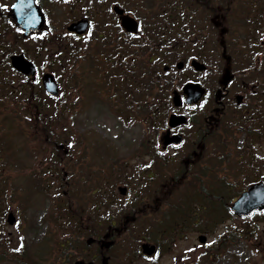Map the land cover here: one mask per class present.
<instances>
[{
    "label": "rangeland",
    "instance_id": "obj_1",
    "mask_svg": "<svg viewBox=\"0 0 264 264\" xmlns=\"http://www.w3.org/2000/svg\"><path fill=\"white\" fill-rule=\"evenodd\" d=\"M108 1L111 2V5L117 3L123 9H127V11L138 20L148 21V24L152 23V27L156 26L158 18L161 19L162 27L166 29L161 35L163 39L170 36L169 33L174 34L170 41L164 39L163 45L158 47L160 48L159 52L162 54V57L167 56V60L165 59V61L170 69L169 72H167L168 79H173L172 86L168 82H161L163 85L166 83L164 86L167 88L168 86L171 87V89L168 88V91L166 92L168 93L167 99L169 102H166L167 99H165L163 100V102L165 101V104L162 103L161 105V103L155 99V95L158 96V94H155L157 92L154 91V88L157 89L156 83L151 73L148 72V68L144 67L142 72L144 78L147 79L148 86L154 88L150 91L138 93L139 95H136L131 89L142 88L138 85L141 79L136 82V86L128 84L127 86H129L130 89H128L127 92L123 90L124 94H127V102H123L125 99H119L117 103L112 100L113 103H115L114 105H117L112 108L109 105L110 97L107 93L105 96L104 92H114L115 90L113 87H116V84H119L117 80L123 81L122 78H124V75H119L115 72L107 73V71L110 70L111 67L114 68L117 65H121L127 69L128 65L127 63H124L126 55H122L120 59H118L117 56H114L113 54H111V56L106 54L99 58L104 62V64H101L102 68L105 69L104 73L106 75H104V78L106 81H109V75L116 78V81H112V85L108 82L110 85L108 86L109 90L101 89L97 92L96 82L94 80L96 77H91L89 74L85 76V78L79 77L80 80L78 84L70 82L63 76L59 77L61 83L58 82V84L61 90V98L59 99L58 111L61 112L62 117L58 123L54 125L53 132L57 135L54 144L46 142V139L42 138V136L34 140L35 136L31 131L32 127L25 123L26 118L19 113H17V115L13 114L9 108L5 109V111L11 113L9 116L14 119L15 125H20L22 127L19 128V130H21V132L24 133V136L29 140L27 148L32 152L35 151L40 155L42 154L40 157L41 159L34 158L30 162L37 163L44 159L45 162L48 161L51 163L53 160H51L49 156H52L53 154L58 156L56 158L58 161L57 167L60 169L61 173L59 179L63 175L67 178L65 182L62 183L63 187L57 190L55 188V185L57 184L53 183L51 186L50 181H48L50 186L48 190L49 195H58L56 191H63L64 193H67L68 191L75 192L79 187L84 189L81 203L85 210L81 209V212L87 221V223L84 222L85 233L78 236L68 232L66 234H61L64 238L73 237L79 241L82 239L83 245H79L81 250L79 252H76L74 249L70 250L72 254L70 255L71 260H67V262L63 256H60V248L57 247L55 243H52L57 239V237H53L48 247L49 249L53 247L54 250H48V255L45 257V264H73L72 262L79 258L91 260L92 257L96 259L97 263L100 261L98 246L94 244L87 246L85 244V240L88 237H100L104 234L107 228V225H105V222L103 221L105 215L102 211L97 212L94 210V203L97 206V198L99 197V206L101 210H103L104 205H102V197H107L109 201H115V204L113 206L111 204L110 207V210L114 211V213L112 212V215L116 217L115 225L119 226L122 221L125 220L126 217L124 215L127 211H124L121 215L118 214V209L123 203L130 199L134 193L138 192L139 188L137 186L143 182L144 178L136 176L133 167L138 162L147 163L149 160L147 156V147L154 144L153 141L157 134L160 135L163 133L162 129L164 128V124H161L160 122L163 120L162 117L157 118L156 116V119L155 117L152 118L149 112L154 111L157 114L159 111H162L164 115L165 113L168 115V113L173 110L171 109L167 111L168 108H166L172 100L173 92L176 91L181 94L184 81L186 79H193V77L197 75L193 73L189 66L188 61L190 58L195 57L199 61L203 60L210 62L212 64V69H217V65L214 64L219 63L220 68L217 72L220 76L221 68L224 65V61H222L221 58L222 50L218 36L220 30L215 27L213 28L210 18L208 17L210 15L204 10L203 6L196 4L193 0H179L180 3L178 0H176V2L174 0H144V6H146V2L148 4L151 3V1L154 3V5H147L146 8H137L138 0H104V4ZM248 1L249 0H244V2L241 3L243 7L241 22L239 20L230 21V29L225 35L228 53L234 56V58H237V64L242 63V59L245 60L248 58L250 49L254 52L252 48H250L251 36L254 35V38H258L256 37V34H254V31L259 28L261 29L260 25L263 23L258 11L249 12L246 20L244 19L243 11H247L249 5ZM252 1L253 3H258V0ZM11 2V0H2L3 5H6V7H1L0 11L6 10V8L11 5ZM42 2L46 5L45 10L51 15L52 24L57 28H60L67 23L68 21L64 23V20L69 19L70 16L77 18L82 12L81 10L68 12L66 9L63 10L58 4L52 5L47 1L45 2V0H42ZM111 5L108 7L109 10ZM217 5L223 8L225 6L220 4ZM214 12H217V9ZM223 13L226 16L225 23L228 29L229 16L224 9ZM197 14L200 17V20H198ZM105 15L109 16H107V19L114 16L111 10ZM168 15L176 20L173 19L172 22L171 19L167 18ZM223 21L224 20L222 19L221 22ZM173 25L177 26L178 29L173 28ZM242 25H245L246 31L250 33V35L248 34L245 36L246 39L244 41L241 37V33H244ZM209 26L211 27L209 28ZM145 28L146 26L143 25V31ZM196 28L199 30L198 32ZM200 32L202 34H207L204 38L206 39V44L203 48L200 47L203 41V39H201L203 36H199ZM108 33L112 34V36L116 34V32L112 31H108ZM179 34L183 40L181 44L177 43L178 40H174L177 38L176 35ZM11 35L12 32H6V37H11ZM94 35L95 34L92 32L91 35L84 37L83 39L86 38V40L83 42L86 43L89 40L91 43L94 42ZM60 38L62 39L63 44L58 43L56 39H52L49 43L50 48L59 46H62L63 48H70L71 46L75 48H78L79 46L81 47V44L75 41V38L71 35L69 39L65 38L63 35H60ZM157 41V44H159L161 40L158 39ZM240 42H242V44L238 46ZM198 43L200 44L199 47L196 46ZM15 44L16 42H14L12 46L14 47ZM210 46H212V48ZM18 47L20 51L24 52L25 57L30 58L34 62L36 61L40 67L39 73H42L43 71L49 72V70L52 71L48 66L49 60L40 55H37L36 57L34 50L32 49L34 48L32 45V39L29 38L26 39L25 42H19ZM82 48L87 51V48ZM176 50L179 53L178 55L174 54ZM239 50H242L243 53L241 54ZM126 53H129L128 45L124 54ZM258 58L259 56L255 53L251 59L253 66ZM108 59H111V62H108ZM183 60L185 65L181 70H177L175 67L176 62H183ZM162 66L163 64H161L160 70L162 69ZM260 68L261 64L258 67V70H260ZM214 71L216 70L210 72L214 74ZM64 73L65 70L61 75ZM3 77H9L14 85H18L21 80H23L22 77H19L16 71L9 75L4 74ZM38 81L39 80H37L36 83H38ZM100 81H102V79L98 80L99 85ZM37 89V86L33 87L32 91L37 92ZM88 98L89 101L84 100ZM44 102L53 103L45 98ZM119 103L128 107L130 110L128 114L123 115L122 112L117 110ZM144 104H146V107H144ZM133 117L134 120H131ZM8 119L9 118L3 119L4 123L0 121L1 125L7 124V122H9ZM12 132H16V129ZM14 136L15 135H13V137ZM235 138H237V144L242 145L243 147L245 138H243L242 134L237 133ZM219 139H222V141H229L228 145L225 146L226 151L224 152V155L230 157L234 156V158L241 155L238 148L242 147H238L236 144L235 148L232 146L234 139L231 140V137L228 138L227 136ZM18 141L19 139L14 137V142ZM56 143H60V146L57 145L59 150L53 151L52 148L56 147L54 146ZM254 146L255 149H258L254 154V156H257L258 161L254 160L252 164H248L249 160L244 159L245 156L242 157V162L246 167L243 166V168H241L243 170L240 169V173L243 172V175H240L239 178L232 181L234 186L233 189L229 191L231 192V195L236 194L238 190L244 189L246 185L251 183V179H259V177H261L260 175L264 176V169H262L264 164V162H262L264 161V142L257 143ZM40 150L44 151L40 153ZM64 152L66 154L63 155ZM211 152L220 156V150H215L213 145L211 146ZM22 154L23 153H20L19 156H17L18 154L15 153L14 155L21 158ZM8 159L10 162H19L23 160H17L15 157L11 156ZM177 159L180 160L179 158ZM30 162L25 163V165L31 164ZM120 164H123L122 169L125 170L128 175L126 179L121 178V175L117 176L116 170ZM213 164H216V161L214 163L210 161L203 162V164L200 165L202 174L198 176H195L193 170H191L187 181L183 184L177 185L176 189L181 192V196L188 193V184L192 181L200 182L201 185L204 186L205 182L202 181L205 180L206 172L213 168ZM43 169L47 170L46 167H43ZM154 169L158 170V166H153V170ZM25 170L29 173L41 171L40 167L33 168L31 166L28 169L23 165L18 169L16 165L8 164V166L4 167L0 164V259L1 257L6 256L4 258L5 260H1L0 264H13L15 262L13 260V255L14 253H17V249H20L23 243H25L26 246L28 245L31 247V252L35 256H37V252L43 254L46 253V249H48L45 245L46 240L43 239V237L51 226V223L44 222L43 217L45 211L51 206V202L48 196L42 198L38 191H32V193L26 191L29 184H26ZM175 172L176 170L173 172L163 171V178L159 175L156 179L157 184L162 183L160 189L164 193H162L161 196L163 197V200L158 207L159 209L153 212L147 211L143 216L137 217V219L140 218L139 220L136 219L134 223L129 224L123 235H115L114 245L107 253L111 257L109 264H264V213L256 215L250 219L243 220L234 217L225 221L224 224H226L228 228L227 231L225 230L226 226L221 225L214 229L211 234L205 233L208 241L202 246L199 244L197 236L203 232L193 231L174 242V245H171L166 240H160V252H158L155 258L143 257L142 254L139 253V246L142 238H147L149 241L154 242V237L147 235L150 234V229L145 231L147 228L145 221L156 216L158 213L165 212L170 205V200H172L173 196L176 194L172 195V188L165 184V182L169 181L170 178L175 175ZM254 173L256 175L253 177ZM50 175L51 174L49 173L46 177L51 179L52 177ZM129 176H131L132 179ZM262 179L264 180V178ZM164 184L165 186H163ZM121 185L128 188L127 198L120 196L118 193L117 187ZM200 190L201 192H204V189ZM155 197L152 196V199L146 198L144 202L148 203L151 207H154L155 204H157L153 203ZM214 206L216 209L220 208L217 204ZM155 212L157 213L155 214ZM9 214L15 215L16 219L15 223L11 226L6 222V218L9 217ZM128 220H130V218H128ZM235 227H239L240 231H245L247 229V231H249L248 236L247 234L243 235L246 237H241L239 242L232 243V240L231 244L226 242L224 246L216 248V240L222 238L223 234L227 233L229 230L234 231ZM93 228L97 233L94 232L93 234L90 232ZM248 238H250V240H248ZM73 243L74 246H78L79 242ZM169 246H171L170 249L166 250ZM21 251V254H23L24 248ZM21 254L19 253V255ZM202 254L208 255L206 258L203 257V261H201L202 257H200ZM9 261L14 262L11 263ZM16 264H24V262L17 261Z\"/></svg>",
    "mask_w": 264,
    "mask_h": 264
},
{
    "label": "trees",
    "instance_id": "obj_2",
    "mask_svg": "<svg viewBox=\"0 0 264 264\" xmlns=\"http://www.w3.org/2000/svg\"><path fill=\"white\" fill-rule=\"evenodd\" d=\"M6 28L10 27L7 26ZM107 29V27L103 26L101 30H104L105 32L100 33L99 36H97L95 43L101 48L100 50H97L99 53L104 52L103 48L105 47L107 48L105 51L109 54L111 51H114L116 46H118L115 45L114 48H110L111 43H109V41H103V39L109 38V36H107L108 34H106L108 31ZM115 29L117 30V28ZM115 29L114 31H116ZM5 30L0 29V121L3 122V119L9 118V122H7V124L1 125L0 122V164H2L4 167L8 166V164L17 165L18 162H10L8 159L10 156L15 157L17 160L23 159V162L29 163L34 158L41 159L40 157L42 155L36 153L35 151H33V154V152L27 148L29 140L26 136H24V133L19 130V128L22 127L20 125H15L14 119L10 118L9 116L11 113L5 111L6 108L11 109L13 114L17 115V113H19L26 118L25 123L32 127L31 131L34 133V140L42 136V138L46 139V142L48 143H53L56 141L57 135L53 132V129L55 127L54 125L58 123L62 117L61 112L58 111V103L52 106L51 104H47L42 101V97H44L42 94L43 92H37V94L36 92H32L30 86H28V84L24 83L23 81L18 85H14L13 81H11L9 77H3L4 74H12V70H10L8 62H6L7 60L3 59V54L9 52L11 49L9 43L7 44ZM18 40L20 41V39ZM45 48L46 49L44 50L43 48L40 50H43V55L49 56L51 65L56 66V69L52 68L51 66L53 71H56L59 74L60 70H62L61 66H59L62 59L64 60L63 63L65 66L69 65L72 67L67 71L68 74L71 75L69 76L70 80L68 79L70 82H75V84H78L80 80L79 77L85 78V76L88 75L87 63L92 60L93 55L87 53L85 54V52L81 49L80 54H78L73 52L71 49H62V46L55 47L54 49H51L47 46ZM146 56L147 54L145 55V53L139 51L137 57L134 58L133 64H135V61H137L140 64L142 72L145 65V68H148V72L154 74L155 67L158 65L161 59H154V57H150L148 60ZM98 65L99 62H97V66ZM140 75V84H148L146 83L147 79L144 78L143 73ZM153 79L156 80L155 77ZM157 83L159 84V81H157ZM125 86H127V84H125ZM153 88L154 87H150V89L139 88L131 90H133L136 95H139L138 93L147 92ZM168 88L171 89L170 86H168ZM168 88L166 86L157 87V89L154 88V91L157 92L155 94H158V96L155 95V99L158 101L167 99L168 93L166 92L168 91ZM124 91L127 92V90ZM124 91L121 90V88H118L117 91H106L104 93H107L111 100L125 99V101H123L125 103L127 102L126 100L128 98L126 96L127 94H124ZM84 100L88 101V99ZM110 105L113 106L114 104L110 103ZM123 107L124 106H119V108ZM144 107H146V104H144ZM15 129L16 132H12ZM13 135L19 139L18 142H14ZM52 150L57 151V148L53 147ZM43 151L44 150H40V153ZM15 153L18 154L17 156H19L20 153L23 154L21 158H18L14 155ZM57 157L58 156H55V154L52 156L50 155L49 158L53 160L51 163L48 161L45 162L43 159L37 163L30 162L31 164L23 165L28 169L31 166L33 168L40 167V169L42 167L47 168V170L41 169V171L31 173L25 171L26 184H29V186L26 188V191L28 193H32V191H38L42 198L45 196L49 197L51 206L45 211L43 221L49 224L51 223V226L48 228L43 239L46 240L45 245L48 247L52 238L57 237V239L52 243H55L56 246L60 248V256H63L66 261H69L71 260L70 255H72L70 250L74 249L76 252H79L81 250L79 245H83V241L82 239L79 241L73 237L64 238L61 236V234H66L68 232L78 236L85 233L84 224L87 223V221L81 212V209L85 210L81 203L84 195V189L79 187L75 192L68 191L67 193H64L63 191H56L58 195H49L48 190L50 186L48 181H50L51 186L53 183L57 184L55 185L56 190L63 187V181L59 179V175L61 173L60 169L57 167ZM23 165H20L17 168L19 169ZM241 168L243 167L240 163V160H237V158H234V156H226L220 160H217L216 164H213V168L206 172L205 180L202 181L205 182L204 186L201 185L200 182L198 183L196 181H192L188 184L189 191L184 196H181V192L177 190V193L173 196V199L170 200V205L168 206V209H166L165 213H161L160 215H156V217L149 218L145 221L147 226L145 231L152 229L153 232L148 235L154 237L153 241L161 238V240H166L171 245H174V240L176 238L181 239L185 234L193 231L202 230L207 234H211L212 231L219 225H222L225 220H229V218L232 217L230 216L231 214L228 207L230 201L237 194L231 195V192L229 191L232 190L234 186L232 181L240 177ZM121 169L122 167L120 166V170ZM49 173L51 174V179L46 177ZM154 173H156V171L152 173H143V175H140L144 176L147 180H144L145 182L140 183L138 186V192L133 196V201L119 207L118 214H122L124 211H129L132 213L134 209L141 206L146 198L152 199V196H162L163 192L160 189L161 187L155 180L152 181ZM158 173L159 172H157V174ZM200 189H204V192H201ZM97 200V206L94 203V210L97 212H103L105 215L103 221L108 227L114 221H116V218L112 215V212L114 213V211L110 210L113 201H109L107 197H102L101 200L102 205H104V209L101 210L99 206V197ZM108 201L109 203H107ZM215 204L220 206V208L216 209L214 206ZM94 228L90 231L93 234L95 232ZM225 228L227 231V226ZM248 232L249 231H247V229L245 231H240L239 227H235L234 231L229 230L227 233H224L223 237L216 241L217 243L215 244V247L218 248L219 246H224L226 242L231 244L232 240V243L239 242L241 237H246L243 235L247 234L248 236ZM248 240L250 239L248 238ZM73 242H79L78 246H74ZM170 247L171 246H169L166 250L170 249ZM23 248V254H21L22 251L19 250L18 253L13 255V260L15 262H9L13 264H16L17 261H23L24 264H45V257L48 255V250H54L53 247L50 249L48 247V249H46V253L42 254L41 252H37V256H35L31 252L30 246H26L24 244ZM19 253L21 255H19ZM5 257L6 256L1 257L0 262L1 260H5Z\"/></svg>",
    "mask_w": 264,
    "mask_h": 264
},
{
    "label": "flooded vegetation",
    "instance_id": "obj_3",
    "mask_svg": "<svg viewBox=\"0 0 264 264\" xmlns=\"http://www.w3.org/2000/svg\"><path fill=\"white\" fill-rule=\"evenodd\" d=\"M64 1L68 2V0ZM214 2L215 0H196V4L207 7L206 11L211 13V15L209 14L210 16H208L210 22L212 20L214 21L216 16H219L214 15ZM257 4V10L260 18L263 20L262 24L260 22L261 29H259L261 32H264V0H258ZM80 5L79 3L78 7H80ZM229 9H231V7ZM97 10L99 14H102L101 9ZM80 17L72 19V21ZM219 17L225 18V16L221 15ZM210 27L211 26H209V28ZM206 35L207 34H202L200 32L199 36H203V38H201L203 41L201 46L199 43L196 46H200L201 48L205 46L206 39L204 38ZM220 42L221 41H219V43ZM210 47L212 48V46ZM223 57L222 54L221 58ZM193 58H190V60ZM230 60L231 72H233L234 77L228 79L229 81L225 88L221 86L220 82L222 79L217 72L220 68L219 63L214 64L217 65V69H212V64L210 62L201 60L204 65H206L205 71L202 72H195L190 67L193 73L197 75L194 76L193 79H186L184 83H200L205 86L206 93L195 105L187 106L183 104L176 108V113L183 114L184 116L186 115L188 118L187 123L171 129L166 125L162 129L163 133L169 132L171 135H182V142L179 145L170 144L164 148L161 146L160 149H157L158 157L164 158L165 153L168 154L166 161L163 163L164 166L165 164L176 162L178 160L177 158L181 159L180 172L172 176L168 184L174 185L176 183L186 182L187 173H190L189 169L193 168L198 163L202 165L205 160L208 161L212 154V140L216 139L221 134H226V132L232 128L231 125L235 123L238 125H247L251 123L252 120L257 122L261 119L259 116H262L264 112V76L236 75L233 71L236 65L234 56L231 55ZM222 61H224V65L221 70H223L227 64V61ZM211 69L216 70L214 74L210 72L212 71ZM169 70L170 69H167L166 72H169ZM218 89H221L219 93L221 98L216 100ZM239 94L242 98L240 103L236 104V97ZM152 157L155 156L152 155ZM93 244L98 246L96 243ZM94 260L96 259L94 258Z\"/></svg>",
    "mask_w": 264,
    "mask_h": 264
},
{
    "label": "water",
    "instance_id": "obj_4",
    "mask_svg": "<svg viewBox=\"0 0 264 264\" xmlns=\"http://www.w3.org/2000/svg\"><path fill=\"white\" fill-rule=\"evenodd\" d=\"M115 10H117L115 8ZM119 11V10H118ZM121 12V11H119ZM10 14L14 17L16 25L22 27L25 30L24 36L30 33L31 31H37L42 28L43 16L38 11L37 7L34 5L33 0H16L15 4L11 8ZM122 25L128 31H136V22L131 18L125 16L122 18ZM86 22H79L69 26L68 30H76L77 33L81 32L86 28ZM12 66L17 70H20L24 74H30L34 76L35 69L33 64L27 59L23 58L22 55H15L10 57ZM43 87L47 93L57 96L59 90L57 84L52 74H44L41 78ZM183 92L188 96L187 103L195 102L199 99L203 93V89L200 88L199 84H186L183 88ZM174 103H179V96L174 94ZM185 119L180 116L172 115L170 116V125L174 127L176 124L184 123ZM169 139V141H172ZM174 141L178 142V136L175 137ZM166 142V141H165ZM125 187H119L120 193L124 194L126 192ZM264 209V186L262 183H255L247 187V189L241 193V196L238 197L232 204L231 210L238 216H249L251 213L256 211H261ZM15 221V218L12 214H9L8 223L11 225ZM127 221V220H125ZM128 222V221H127ZM110 233L105 234L104 238H107ZM198 240L204 242L205 236L201 235ZM104 241V240H103ZM112 242L105 241L102 243V246L109 248ZM154 246H149L148 243L142 245V252L147 254H152ZM107 263V258L103 257L102 264ZM79 264H82L80 262ZM86 264H93L86 263Z\"/></svg>",
    "mask_w": 264,
    "mask_h": 264
},
{
    "label": "snow or ice",
    "instance_id": "obj_5",
    "mask_svg": "<svg viewBox=\"0 0 264 264\" xmlns=\"http://www.w3.org/2000/svg\"><path fill=\"white\" fill-rule=\"evenodd\" d=\"M0 7H6V5H0ZM17 250H19V249H17Z\"/></svg>",
    "mask_w": 264,
    "mask_h": 264
}]
</instances>
